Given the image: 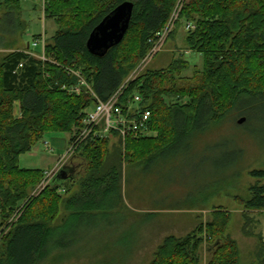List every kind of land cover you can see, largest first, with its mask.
Listing matches in <instances>:
<instances>
[{
  "label": "trees",
  "instance_id": "trees-1",
  "mask_svg": "<svg viewBox=\"0 0 264 264\" xmlns=\"http://www.w3.org/2000/svg\"><path fill=\"white\" fill-rule=\"evenodd\" d=\"M179 1L44 0V17L53 19L58 28L44 48L47 61L25 51L0 58V226H6L19 203H24L16 210L20 215L16 223L7 227L11 228L0 264H64L81 258L83 249L94 251L97 245L87 249L66 244L65 230L72 222L105 217L121 205L123 164L140 166L162 156L193 138L196 131L217 124L241 100L264 102V0H182L169 39L184 29L185 48L202 57L200 70H193L194 82L179 85L190 68L180 55L165 69L145 70L126 82ZM123 2L133 4L123 41L103 57L91 55L86 49L89 34ZM20 10V0H0V13L5 11L3 18L12 22L13 33ZM74 73H79L93 96L86 88L79 95L62 90V86L78 85ZM124 84L119 106L126 110L127 101L139 95V107L151 113L148 136L123 142L113 135L83 144L74 155L85 162L77 192L63 199L58 191L64 187L68 194L76 179L54 180L38 196L28 198L44 171L19 167V157L46 133L73 134L81 128L84 111L107 101ZM15 101L20 111L17 119L11 117ZM239 112L246 115L244 110ZM111 138L116 143L110 151ZM249 176L264 180V170L251 171ZM238 202L244 209L242 233L257 239L255 261L250 264H264V236L251 229L252 214L264 216V184L249 186L248 197ZM230 220L227 212L218 211L205 226L200 224L183 238L165 237L148 264H200L204 242L210 252L206 264H241L236 241L225 235ZM103 251L112 259L104 256L99 264H118L114 258L127 255L125 249L115 257L113 249L106 246Z\"/></svg>",
  "mask_w": 264,
  "mask_h": 264
},
{
  "label": "rangeland",
  "instance_id": "rangeland-1",
  "mask_svg": "<svg viewBox=\"0 0 264 264\" xmlns=\"http://www.w3.org/2000/svg\"><path fill=\"white\" fill-rule=\"evenodd\" d=\"M20 4L19 25L14 33L12 22L3 18L5 11L0 13V58L13 51L27 53L28 44L34 56H39L41 48H31L32 41L37 39L35 36H44L46 46L58 30L53 19L44 17L42 2L20 0ZM183 39L184 29L179 28L175 39L166 40L143 72L165 69L180 55L190 68L183 73L179 85L193 83V70H200L202 57L187 50ZM240 110L246 111L247 117L240 115ZM19 116V103L15 101L11 106V117L17 119ZM242 117L245 121L238 124ZM195 133L190 140L177 143L148 163L140 166L123 164L121 205L105 217L87 216L77 223L72 222L65 230L66 244L81 245L87 249L97 245L95 250L88 252L83 249L81 258H72L64 264H99L104 256L112 259L110 254L103 251L106 246L113 249L114 257L118 251L125 249L126 257L114 258L118 264H148L165 237L183 238L200 224L205 226L213 213L218 211H225L231 217L225 235L236 241L241 264L255 261L257 239L242 233L244 209L238 199L248 197L249 186L264 184V180L249 176L251 171L264 170V102L258 104L252 100H241L217 124ZM71 136L61 132L46 133L31 151L19 157V167L50 171L55 167L57 158L45 150L43 143L51 145L54 139L62 138L66 140L68 148ZM115 143L116 139H109L110 151ZM66 165L72 168L76 181L71 184L68 194L64 187L58 191L63 199L78 191V176L83 174L85 162L72 157ZM43 179L44 175L28 198H35L44 191L47 185L44 186ZM23 204L19 203L17 209H21ZM16 210L7 225L0 226V252L11 228L7 227L15 224L20 217ZM63 212L61 207L60 215ZM251 217L252 231L264 236V216L254 213ZM209 257L208 245L204 242L199 250L200 264H206Z\"/></svg>",
  "mask_w": 264,
  "mask_h": 264
},
{
  "label": "built area",
  "instance_id": "built-area-1",
  "mask_svg": "<svg viewBox=\"0 0 264 264\" xmlns=\"http://www.w3.org/2000/svg\"><path fill=\"white\" fill-rule=\"evenodd\" d=\"M36 1L42 2L44 8V0ZM181 1L182 0L177 3L176 9L171 15L165 27L160 32L156 33L154 39L150 42L152 45L151 48L146 53L145 57L140 61L138 66L134 69L133 73L129 76L126 82L134 81L140 75V72L142 73L146 68L147 63H149L152 58L161 51L164 43L169 38L171 32L174 29V24L178 18L181 7ZM188 28L189 25L187 26V29ZM44 46L45 39L44 36H42L41 38L32 41L31 45V48L33 49H36L38 47L41 48V53L39 54V56H34L35 54L30 49L29 44L27 54L41 61H47L43 53ZM74 75L78 77V85L70 87L62 86V90L70 95H79L82 92V88H86L89 94H92L90 88L80 77L79 73H74ZM125 86L126 85L124 84L107 101H98L92 107L84 111L81 128L76 129L73 132L72 136L70 137L69 145L65 154L60 157L53 169L44 172V179L42 182L44 183V186H48L52 182L58 172L64 166H66L68 160L74 157L80 146L87 142H91L96 139L111 137L113 135H117L118 137H120L123 142L128 137L138 138L142 136H148V124L150 121L151 113L149 110H142L139 107V104L141 103V98L139 97V95L134 94L131 100L127 101L126 110H123V108L119 106L122 89ZM43 146L45 150L50 153L52 152V148L50 147L49 143L44 142Z\"/></svg>",
  "mask_w": 264,
  "mask_h": 264
},
{
  "label": "water",
  "instance_id": "water-1",
  "mask_svg": "<svg viewBox=\"0 0 264 264\" xmlns=\"http://www.w3.org/2000/svg\"><path fill=\"white\" fill-rule=\"evenodd\" d=\"M132 11L133 4L131 2H123L116 6L89 34L86 42L87 51L93 56L103 57L108 50L118 46L128 31ZM244 121L245 119L241 118L238 124H242ZM73 179L72 168L66 165L58 172L52 182L54 180L65 182Z\"/></svg>",
  "mask_w": 264,
  "mask_h": 264
},
{
  "label": "crops",
  "instance_id": "crops-1",
  "mask_svg": "<svg viewBox=\"0 0 264 264\" xmlns=\"http://www.w3.org/2000/svg\"><path fill=\"white\" fill-rule=\"evenodd\" d=\"M52 148V152L50 153L51 155L56 156L57 160L56 163L58 162V160L60 159L61 155L66 152L67 150V142L66 140L62 139V138H56L52 141V144L50 145Z\"/></svg>",
  "mask_w": 264,
  "mask_h": 264
}]
</instances>
